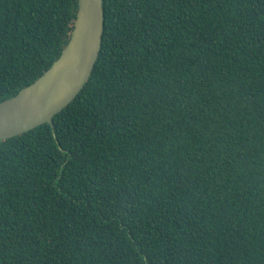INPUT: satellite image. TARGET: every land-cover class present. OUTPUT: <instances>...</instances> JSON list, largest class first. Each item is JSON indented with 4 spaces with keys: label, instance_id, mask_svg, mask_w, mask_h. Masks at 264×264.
I'll return each mask as SVG.
<instances>
[{
    "label": "trees",
    "instance_id": "1",
    "mask_svg": "<svg viewBox=\"0 0 264 264\" xmlns=\"http://www.w3.org/2000/svg\"><path fill=\"white\" fill-rule=\"evenodd\" d=\"M53 118L0 140V264H264V0H103ZM78 0H0V101L61 55Z\"/></svg>",
    "mask_w": 264,
    "mask_h": 264
},
{
    "label": "water",
    "instance_id": "2",
    "mask_svg": "<svg viewBox=\"0 0 264 264\" xmlns=\"http://www.w3.org/2000/svg\"><path fill=\"white\" fill-rule=\"evenodd\" d=\"M103 0H78L70 39L61 55L33 83L0 101V140L14 137L54 116L80 93L102 48Z\"/></svg>",
    "mask_w": 264,
    "mask_h": 264
}]
</instances>
